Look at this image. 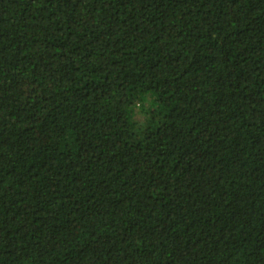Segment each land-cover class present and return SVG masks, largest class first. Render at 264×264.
Returning <instances> with one entry per match:
<instances>
[{"label": "trees", "instance_id": "trees-1", "mask_svg": "<svg viewBox=\"0 0 264 264\" xmlns=\"http://www.w3.org/2000/svg\"><path fill=\"white\" fill-rule=\"evenodd\" d=\"M0 264H264V0H0Z\"/></svg>", "mask_w": 264, "mask_h": 264}]
</instances>
